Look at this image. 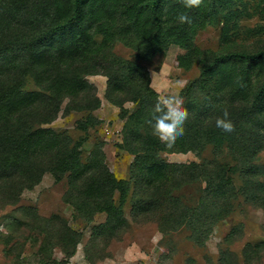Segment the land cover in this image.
<instances>
[{"label": "rangeland", "instance_id": "rangeland-1", "mask_svg": "<svg viewBox=\"0 0 264 264\" xmlns=\"http://www.w3.org/2000/svg\"><path fill=\"white\" fill-rule=\"evenodd\" d=\"M260 1L258 7L255 0H200L189 35L179 41L174 34L159 51L147 35L127 31L129 23L119 15L109 25L114 39L107 37L114 41L105 55L112 52L147 71L156 92L153 105L175 92L187 109L193 106L195 118L179 137L185 146L155 155L127 149L124 127L132 116V129L140 123L145 142L156 140L144 135L145 117L137 119L141 104L131 100L136 87L113 91L106 73H87L89 62L79 61L76 53L59 57L57 49L37 42L54 26L55 15L44 3L0 0V72L7 80L15 77L28 99L21 103L28 111V132L44 128L71 138L64 161L58 157L31 188L29 175L23 178L11 168L27 161L25 143L18 145L16 152L22 153L14 162H0L8 166L5 173L6 167L0 170L7 178L0 179V264H264V201L259 199L264 192L256 191L257 180L264 181V100L251 107V90H258L264 77L256 68L243 76L241 63L209 68L220 53L264 47ZM185 5V0H167L164 10L171 11L172 22H166V30L180 22L178 17L173 23L175 12ZM90 15L86 5L79 30L94 31ZM96 38L102 42L105 35ZM23 40L33 42L31 51L16 45ZM145 48L150 49L140 54ZM51 54L50 62L40 57ZM94 98L100 100L97 107ZM48 105L59 108L57 117L39 122ZM243 109L250 115L240 121ZM225 110L231 120L236 115L230 133L215 125ZM8 112V104L0 103V117ZM89 113L99 122L83 129ZM28 135L22 139L30 141ZM49 142H44L47 150ZM108 174L128 182L124 200L116 191L107 195ZM84 196L90 198L81 212L77 202ZM108 198L121 214L111 217L104 208ZM215 198L221 200L217 205ZM138 204L146 205L141 213Z\"/></svg>", "mask_w": 264, "mask_h": 264}, {"label": "trees", "instance_id": "trees-1", "mask_svg": "<svg viewBox=\"0 0 264 264\" xmlns=\"http://www.w3.org/2000/svg\"><path fill=\"white\" fill-rule=\"evenodd\" d=\"M255 1L258 7L261 6L260 0ZM166 2L167 0H38V3H44V8L47 9V12L50 14V11H52L55 17L53 20L54 26L52 28L44 29L41 38H38L39 40L37 42H40L41 44L47 43L50 45V48L57 49L58 52L55 53V55L59 57L65 58L67 52L76 53L77 56H80L78 59L79 61L82 63L89 62L86 70V72L88 71L87 73H106L109 77L110 85L113 87V91L123 92L125 88L131 85L136 87V90H134L131 96V100L134 102L137 101L141 104L138 110L137 119H139L141 115L145 117L144 120L146 122L144 126L147 134L144 135H154L156 140L151 144L146 143L141 132V124H136L134 129H132L133 126L130 125V122L132 121L131 118H133L132 116L130 120H128L129 122L127 121L125 124L124 135L126 136L127 149L135 154L140 153L141 151L145 152V154L155 155H158L161 150L175 152L179 149L176 145L180 144L181 147H184L185 142L182 141L181 138H178L174 144L169 145L167 141H162L159 135L154 131L153 125L155 123V117L158 113L156 112L154 107L155 105H153L152 102L155 99L156 92L151 88L148 73L144 68L135 65V63L129 60H125L117 55L111 54L112 52L109 55H105V49H110L109 41L111 43L114 41L107 37L110 36V38H113L110 33L109 25L115 23L114 21L116 16L119 15L122 21L124 20L129 23L127 31L132 28L139 34V37L144 38L145 35H147L151 40L152 49L154 51H159L161 50V47H164L168 43V38L171 36L173 37L174 34H176L174 36L175 39L181 41L190 33L188 30L190 22L183 20H180V22L176 24L175 28H169L166 30V22H169V19L171 18V15L169 14L171 11L164 10ZM111 4H113V6H111ZM86 5L91 9V29L94 30L91 33H88L87 29H84L86 27L79 30V25L83 21V9ZM110 7H112L111 11L113 12L108 14V9ZM176 7H178V5H176ZM197 8L198 5H193L191 7L185 5L184 7H181L179 12H175L176 17L173 23L178 21L180 12L188 11V14L192 17V12ZM170 21L172 22V19H170ZM261 30L264 31L263 28H261ZM78 31L79 35H76ZM99 35H105L102 42H97L96 40V36ZM16 45L22 47L20 48L21 50L24 49L31 51L34 44L33 42L30 43L27 40H23L20 43L17 42ZM129 45L134 47L130 43ZM149 49L150 48L142 49L140 54ZM51 56L52 54L40 57L43 58V60L45 59V62H50L51 60L49 58ZM229 62L245 64L242 71L243 76H249V69L256 68L259 71V75L264 77V47L257 52L242 50L220 53L210 64L209 68H213L218 64L221 65ZM1 66L2 65H0V67ZM77 71H79V69ZM2 75L4 74L0 72V103L8 104L9 112L6 115V118L0 117V162L5 160L14 162L16 154L21 152L20 150V152L17 153V147H19L18 145H23L25 143V148L22 152L26 154L23 158L27 161L25 162L22 160V163L16 161L11 164V168L16 171L20 170V175L23 178L26 175H29L26 182L27 187L31 188L34 184H36L35 182H39L42 179L45 171L52 170V168L55 167L58 157L62 158L64 156L62 158V162L64 161L67 157L66 155L68 154V151H70L69 141H71V138H69L66 134H64L63 137V134H55V132L44 128H40L34 132H28L27 129L30 128L28 126L29 124H27L29 120L28 111L23 107V104H21L22 102H27L28 99L26 98L25 93L19 90L18 84L14 82L15 77L7 80L8 78L3 77ZM251 92L255 95L253 105L251 106L252 110H254L264 100V84L256 91L255 88H252ZM185 94H188V92ZM187 96L189 97L190 95ZM94 99H96L95 105L97 107L100 100L98 98ZM110 99L113 98L110 96ZM190 109H193L192 104L188 105V111ZM45 110L46 112L42 114L43 118L39 116V122L50 123L57 117L59 108L48 105ZM244 111L245 109L241 110L239 113L240 121L250 115V112ZM193 116V113L189 111L187 121L195 118ZM235 117L232 118L233 123L236 122ZM187 121L185 122V125L189 126ZM98 122L99 120L94 115L89 113L87 115V120H83L80 126L85 129L84 127H88L89 123L94 126ZM27 135L28 137L30 136V141L22 139ZM47 138H50L49 143L51 145L48 150L46 145H44ZM7 167L8 166L5 165L0 166V170L5 168L3 172L5 173ZM167 168H170V165H167ZM178 168V170H180L181 167ZM162 169L163 166H161L160 170ZM66 170L67 169H63L62 172ZM204 173H207V171H204ZM252 174L253 177H256L255 173ZM108 175V184L111 189H108L107 195L116 191L120 194V197L122 196V200H124L130 190L128 182L124 179L117 180L113 174ZM0 179L7 178L5 174H2ZM87 181H85V183ZM257 184L258 187L256 191L264 192V181L261 182V180L258 179ZM219 190V188L216 189V191ZM86 193H89L90 196L89 187ZM89 196H84L81 201L79 200L77 202L79 211H85V207L88 206L87 203L90 198ZM259 199L264 201V197H259ZM108 200L109 203H105L104 208L106 207L105 209L109 211L111 217H116L117 213L121 214V210H118L114 204V199L108 198ZM214 201H216L215 204L217 205L221 200L219 198H215ZM117 206L120 209L123 207L121 202ZM101 208L103 209V206ZM137 208L139 210L138 213H141V211L146 209V205L138 204ZM95 211H97L96 206L93 207L90 212L94 213ZM189 223L191 224L192 221Z\"/></svg>", "mask_w": 264, "mask_h": 264}, {"label": "clouds", "instance_id": "clouds-1", "mask_svg": "<svg viewBox=\"0 0 264 264\" xmlns=\"http://www.w3.org/2000/svg\"><path fill=\"white\" fill-rule=\"evenodd\" d=\"M185 3L191 7L199 5L200 0H185ZM179 17L181 20L189 22L192 19L188 11L180 12ZM155 110L158 115L155 117L154 131L162 141H167L169 145L174 144L185 133V122L189 117V111L183 105L182 98L175 92L158 97L155 102ZM215 125L225 133L234 131V123L227 110L223 112L222 117L216 119Z\"/></svg>", "mask_w": 264, "mask_h": 264}]
</instances>
